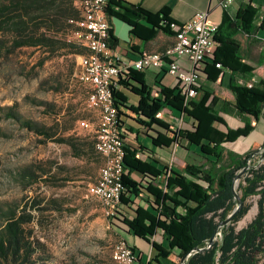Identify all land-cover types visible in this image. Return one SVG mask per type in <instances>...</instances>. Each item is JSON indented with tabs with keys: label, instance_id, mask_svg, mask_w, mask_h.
Segmentation results:
<instances>
[{
	"label": "trees",
	"instance_id": "1",
	"mask_svg": "<svg viewBox=\"0 0 264 264\" xmlns=\"http://www.w3.org/2000/svg\"><path fill=\"white\" fill-rule=\"evenodd\" d=\"M78 4L79 0H10L0 5V32H11L12 49L53 48L60 42L58 34L73 25L69 21L78 19ZM260 11L264 12V4L259 2L256 7L253 1L243 3L234 15L224 10L215 35V51L199 71L200 77L211 82H216L224 70L230 71L228 88L234 99H224L218 106L217 95L208 91L201 98L186 99L179 80L175 87L159 86L153 90L143 73L135 70L128 80L119 83L139 97L136 105L120 89L114 90L119 115L125 117L122 133L128 143L121 205L111 217V224L132 249L135 264H142L143 260L138 248L124 239L125 235L138 238L151 248L147 264H162L170 256L181 259L194 249L198 250L186 264H258L264 254V164L246 172L241 184L242 207L233 221L223 227L221 239L200 250L207 247L220 223L236 207L234 180L251 157L250 152L238 154L230 150L226 163V146L247 138L264 119V60L257 64L249 62L236 37L239 32L264 31V16L259 25L255 24ZM106 12L127 23L133 34L146 40L154 38L159 30L176 34L167 25L171 20L166 10L153 14L123 0H110ZM141 18L153 25L147 35L138 23ZM110 42L112 46L117 43L112 34ZM174 112L192 119L193 130L171 131L172 124L164 116L172 117ZM139 136L149 138L154 148L145 146ZM182 140L186 142L182 147L199 159L185 160L182 170L164 165L156 148L181 146ZM62 142L68 143L77 156L91 146L87 142L76 144L70 138ZM162 175L164 181L159 179ZM252 195H260L258 212L247 226L237 229L235 223L248 213L246 199ZM137 197L139 204L134 202ZM0 220V262L20 264L22 258L29 259L24 229L27 220L11 210Z\"/></svg>",
	"mask_w": 264,
	"mask_h": 264
},
{
	"label": "rangeland",
	"instance_id": "2",
	"mask_svg": "<svg viewBox=\"0 0 264 264\" xmlns=\"http://www.w3.org/2000/svg\"><path fill=\"white\" fill-rule=\"evenodd\" d=\"M9 1L0 0V5ZM77 32L73 23L58 34L60 42L53 48L17 49L11 48V32H0V219L11 210L27 220L25 242L30 257L22 258L20 264H117L113 249L123 241L111 224L112 216L87 190L103 160L95 149L90 122L78 124L81 119L94 121V115L86 109V88L79 80L81 56L88 49ZM250 57L259 61L261 51L252 47ZM200 79L195 89L206 87L209 93L217 90L229 95L219 85ZM173 126L171 131H180ZM261 132L264 138V128ZM68 138L91 146L77 156L62 142ZM262 147L264 139L242 151L251 153V168L264 164L255 153ZM236 149L226 146V163L228 151L241 154ZM245 175L235 186L240 198ZM259 198L252 195L246 199L250 209L235 223L237 229L254 219ZM221 237L222 231L217 240ZM163 262L173 264L171 258Z\"/></svg>",
	"mask_w": 264,
	"mask_h": 264
},
{
	"label": "built area",
	"instance_id": "3",
	"mask_svg": "<svg viewBox=\"0 0 264 264\" xmlns=\"http://www.w3.org/2000/svg\"><path fill=\"white\" fill-rule=\"evenodd\" d=\"M109 1L79 0V17L71 22L77 26V36L88 49L81 75L82 85L86 88V109L94 115V121L81 119L78 124L81 127L82 121L90 122L95 149L103 160L96 180L88 185L87 190L103 204L107 214L113 216L121 205L125 146L128 143L122 133L123 118L115 104L114 90L120 86L121 79H126L131 68L141 72L167 66L168 73L180 81L186 99L195 97L199 71L207 57L215 51V35L219 26L209 21L208 11H197L182 24L170 21L167 25L176 30L172 52H146L133 63H123L117 58V51L110 42L112 25L106 12ZM235 1L222 0L221 7L229 10ZM263 16V11L258 14L260 22ZM177 57L186 58L191 68L185 69L175 60ZM217 67H220L219 64ZM248 86L251 87L252 83ZM262 151L264 147L255 152L262 157L261 161L264 159ZM113 257L117 264H135V255L124 241L114 247ZM258 264H264V254Z\"/></svg>",
	"mask_w": 264,
	"mask_h": 264
},
{
	"label": "crops",
	"instance_id": "4",
	"mask_svg": "<svg viewBox=\"0 0 264 264\" xmlns=\"http://www.w3.org/2000/svg\"><path fill=\"white\" fill-rule=\"evenodd\" d=\"M123 1L131 5L140 6L153 14L160 13L161 11L166 10L168 12V18L171 21L177 22L179 24L185 23L188 20H190L197 11H208L209 21L216 25H220L224 11V9L221 7L222 0H123ZM243 3H245L243 0L241 1L236 0L231 5L228 12L231 15H234ZM262 4H264V2ZM253 5L257 7L258 3L254 2L253 0ZM109 21L112 25V36L117 40V43L113 45V47L117 51V58L123 63H133L134 61L139 60L141 56L146 52H156V53L165 52L166 49L172 46L175 42L174 35H168L164 33L162 30H159L154 38L146 40L144 38H141L140 36L133 34L131 32V27L122 20L109 16ZM138 23L141 25L142 27L141 30L144 35H147V32L153 28V25L150 22L146 21L145 19L142 18L138 19ZM255 24L256 25L260 24V19L258 16L255 18ZM236 37L242 45L244 57L249 62L253 64H257L261 60H263L262 57L264 54V31L255 30L251 34H247L245 32H239L236 35ZM252 47H257L259 52L261 51V57L257 62L252 57H250V52L252 50ZM83 56H81V60ZM175 60H177L178 63L182 65L185 69L191 68L186 58L177 57L175 58ZM203 66L204 63L202 65V68ZM133 70L135 69L131 68L128 70V74L125 80L129 79L130 73ZM141 72L143 73V77L146 84L149 86V88L153 90H158L159 86L175 87L178 83L177 79L168 73L167 66L161 69L149 68ZM230 75H231L230 71L224 70V72L219 76L216 82L208 81L203 77H201L200 79L212 85H219L220 87H222L227 91L229 95L220 94L218 93L217 90L212 91V93L217 95L218 106H221L224 99H230V100L234 99V95L231 93V91L228 88ZM119 85L120 86L117 89H120L122 92H124V94L128 97V101L131 104L136 105L138 103L139 97L131 93L124 87H122L120 83ZM201 85H203L202 82ZM203 87H205V85H203ZM205 91H207L206 87L204 88V90L203 89L200 90L197 93L196 97L201 98L204 95ZM122 111H124V113L128 116L135 117L134 113H132L131 111H128L126 109H122ZM122 118L125 117L122 116ZM164 119L168 120L172 124V126L175 124V126H177L180 129L193 130L192 119L188 117H184L183 115H179L176 112L173 113L172 117L165 115ZM216 127H219V125L216 124ZM262 128H264V119L261 120L260 127L257 130H255L253 133H251L247 138L241 139L229 146H232L233 148H238L236 150L240 151L241 154H243L242 151L247 150L251 146H254L255 144L263 141L264 138L261 132ZM139 140L145 146L154 148L149 138H146L144 136H139ZM185 144H186L185 140H182L181 146L174 145L171 147L156 148L160 161L166 166L168 165L169 167H173L176 170H182L185 166V160L199 159V157L195 155L193 152L191 151L189 152L182 147V145ZM171 158L172 160L170 161ZM159 179L160 181H164L165 175L160 176ZM134 202L136 204L141 203L140 198L138 197L134 198ZM124 239L128 240V242H130L131 244H133L138 248L140 252L139 255L143 260L142 264H147L148 260L150 259L151 248L138 238L125 235ZM169 258L172 259L173 264H180L181 259L177 258L176 256H170ZM161 262L162 264H164L163 260Z\"/></svg>",
	"mask_w": 264,
	"mask_h": 264
},
{
	"label": "water",
	"instance_id": "5",
	"mask_svg": "<svg viewBox=\"0 0 264 264\" xmlns=\"http://www.w3.org/2000/svg\"><path fill=\"white\" fill-rule=\"evenodd\" d=\"M250 168H251V166H250L249 164H247L246 167H244L243 169H241V170L238 172V174H237V176H236V178H235V180H234V184H233V192H234V196H235V199H236V207H235L234 210L228 215V217L220 223V225H219V227H218L216 233H215L214 236L209 240L207 247H205V248H201L200 250H204V249H208V248H210L211 245L214 243V241L217 240L218 236L221 235V231H222L223 227L226 226V225H228V224H230V223L233 221L234 217H235V216L237 215V213L239 212L240 208L242 207L243 201H242V198H240L239 195L237 194L236 189H235V186L237 185V180H239V179L241 178V176H243V175H244V174H245ZM197 250H198V249H194L193 251H191L190 253H188L185 257L181 258L180 264H186L187 261H188V258H189L194 252H196Z\"/></svg>",
	"mask_w": 264,
	"mask_h": 264
},
{
	"label": "bare ground",
	"instance_id": "6",
	"mask_svg": "<svg viewBox=\"0 0 264 264\" xmlns=\"http://www.w3.org/2000/svg\"><path fill=\"white\" fill-rule=\"evenodd\" d=\"M172 51H173V45L170 46L168 49H166L165 52H172ZM162 53H163V52H162ZM81 67H84V56L82 57V60H81L80 74H79V80H80V82L82 83ZM254 211H255V209L252 210L251 214H252ZM116 246H119V243H118Z\"/></svg>",
	"mask_w": 264,
	"mask_h": 264
}]
</instances>
